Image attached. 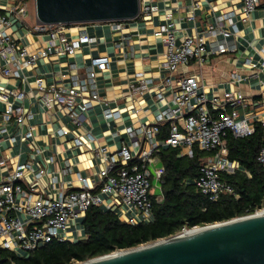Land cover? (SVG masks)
I'll return each mask as SVG.
<instances>
[{
	"label": "built area",
	"instance_id": "1",
	"mask_svg": "<svg viewBox=\"0 0 264 264\" xmlns=\"http://www.w3.org/2000/svg\"><path fill=\"white\" fill-rule=\"evenodd\" d=\"M215 2L227 3L228 6L225 4L221 14L215 17V25H207L200 34L185 36L177 44L173 30L167 26H161L154 33L155 36L163 35L164 67L169 76L163 80L162 87L171 90L172 107L158 111L152 124L128 127L126 132L129 138L138 140L123 145L110 156H106L104 149L99 150L105 167L98 172L95 188L89 187L87 180L77 175V190L59 193L54 197H34L30 194L34 185L24 181V174L32 171L31 166L16 165L11 169L0 182V250L19 255L20 252H31L53 240L74 241L79 236L73 238L69 230L73 227L75 231L78 230L75 222L82 219L90 207L115 212L117 218L128 225L149 223L152 214L150 188L153 180L161 183L163 174V168L154 154L162 145L180 148L183 150L182 155L189 157L194 147L200 151L213 152L200 166L196 188L211 202H216L223 195L236 196L233 188L222 179V175H232L238 170L226 158L223 138L227 132L235 138L253 132V126L241 119L237 111L243 105V96L229 91L224 92L221 98L208 100L199 92L194 77L183 76L175 81L170 77L191 62L203 65L209 57L234 53V39L230 40L238 34L234 19L239 17L240 22L245 23L256 8L264 5V0H213L212 3ZM191 4L197 7L199 1L193 0ZM3 11H0V74L3 78L25 83L26 77L22 76L25 68L34 66L38 60L50 54L72 57L81 43L92 41L84 31L77 40H69L63 34L66 25H46L37 21L32 30L49 34L51 39L45 50L30 52L7 33L14 21L25 16V7L20 3ZM114 27L122 30L121 23H116ZM107 66L106 56L94 59L83 76L74 75L70 78L68 86H47L42 79L37 78L34 83L41 93L39 104L46 109L56 107L70 125L74 128L81 126L85 112L98 102L96 69L103 71ZM129 87L132 96L156 90V96L163 100L162 89L156 88L152 80L142 74H137ZM24 99V91L16 87H0V102L5 105L4 121L9 122L13 118L20 128L28 124L30 114L17 105ZM116 114L109 110L103 112L104 118H112ZM167 122L170 123L168 137L160 142L156 138L159 126ZM4 132V129L0 130V135ZM57 133L60 136L73 133V145L77 147L87 145L92 139L88 133L78 135L76 130L65 128ZM31 136L32 133L27 130L22 137L29 139ZM256 161L264 168V147L259 149ZM42 174L40 171L35 178L38 179ZM261 211L264 209L254 214ZM189 230L183 228L176 235Z\"/></svg>",
	"mask_w": 264,
	"mask_h": 264
},
{
	"label": "crops",
	"instance_id": "2",
	"mask_svg": "<svg viewBox=\"0 0 264 264\" xmlns=\"http://www.w3.org/2000/svg\"><path fill=\"white\" fill-rule=\"evenodd\" d=\"M195 1H199L197 7H192L193 0H139L140 10L131 20L66 25L63 34L69 40H77L84 31L92 41L81 43L72 57L50 54L25 68L22 71L25 83L0 74V87L24 91L25 99L17 105L30 114L26 128L17 127L13 118L4 121L5 105L0 102V130H5L0 135V182L16 165L28 164L32 171L24 174V181L34 185L30 192L34 197H54L77 190V175L95 188L98 172L105 167L99 150L104 149L106 156H110L123 145L138 140L129 138L128 127L152 124L158 111L172 107L171 90L162 87L163 80L169 76L164 67L163 35L154 33L167 26L179 44L185 36L200 34L207 25H215V17L221 14L225 4L228 6L223 2L212 3L213 0ZM20 3L26 14L14 21L7 33L30 52L45 50L51 37L32 30L37 23L34 0H0V11ZM239 19H234L238 34L230 38L234 39V53L209 57L203 65L191 62L170 77L172 81L183 76L194 77L199 92L208 100L221 98L224 92L240 93L244 102L237 108L239 117L251 126L256 122L264 125V5L256 8L247 22ZM116 23L122 24L121 31L115 29ZM103 56L107 57L108 66L103 71L96 69L98 102L85 112L81 126L70 125L56 107L46 109L39 104L41 93L34 83L37 78L47 86H68L72 76H83L92 61ZM137 74L161 88L163 100L156 96V90L130 95L129 86ZM105 110L117 114L104 118ZM62 128L76 130L78 135L88 133L92 139L82 147L74 146L73 133L63 136L57 133ZM27 130L32 136L24 139ZM40 171L43 174L36 179ZM80 220L75 222L77 231L74 227L69 230L73 238L79 236L74 241L84 238Z\"/></svg>",
	"mask_w": 264,
	"mask_h": 264
},
{
	"label": "trees",
	"instance_id": "3",
	"mask_svg": "<svg viewBox=\"0 0 264 264\" xmlns=\"http://www.w3.org/2000/svg\"><path fill=\"white\" fill-rule=\"evenodd\" d=\"M169 126V122L159 126L158 141L166 140ZM223 139L226 158L238 170L232 175H222V179L233 188L236 196L223 195L211 202L196 188L200 166L213 152L194 147L189 157L182 155L180 148L162 145L154 154L163 168L161 197L150 196L152 214L149 223L128 225L119 220L115 212L90 207L80 220L83 239L73 242L53 240L19 255L0 250V264L82 263L172 237L183 228L226 222L264 209V168L256 161L259 149L264 147V125L256 122L250 135L235 138L227 132Z\"/></svg>",
	"mask_w": 264,
	"mask_h": 264
},
{
	"label": "water",
	"instance_id": "4",
	"mask_svg": "<svg viewBox=\"0 0 264 264\" xmlns=\"http://www.w3.org/2000/svg\"><path fill=\"white\" fill-rule=\"evenodd\" d=\"M34 6L46 25L126 21L140 10L139 0H34ZM256 214L76 264H264V214Z\"/></svg>",
	"mask_w": 264,
	"mask_h": 264
},
{
	"label": "rangeland",
	"instance_id": "5",
	"mask_svg": "<svg viewBox=\"0 0 264 264\" xmlns=\"http://www.w3.org/2000/svg\"><path fill=\"white\" fill-rule=\"evenodd\" d=\"M150 194L156 197H161L160 183L157 182L156 180L152 181V185L150 188Z\"/></svg>",
	"mask_w": 264,
	"mask_h": 264
},
{
	"label": "bare ground",
	"instance_id": "6",
	"mask_svg": "<svg viewBox=\"0 0 264 264\" xmlns=\"http://www.w3.org/2000/svg\"><path fill=\"white\" fill-rule=\"evenodd\" d=\"M261 214H264V211H261V212H258L256 215H261ZM198 230L196 229V230H193V231H190V232H197Z\"/></svg>",
	"mask_w": 264,
	"mask_h": 264
}]
</instances>
